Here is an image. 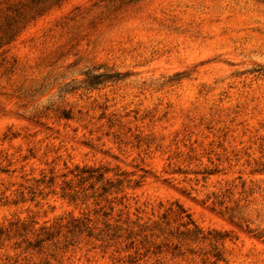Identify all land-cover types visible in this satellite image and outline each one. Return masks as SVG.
Returning a JSON list of instances; mask_svg holds the SVG:
<instances>
[{
	"label": "rangeland",
	"instance_id": "1",
	"mask_svg": "<svg viewBox=\"0 0 264 264\" xmlns=\"http://www.w3.org/2000/svg\"><path fill=\"white\" fill-rule=\"evenodd\" d=\"M0 264H264V0H0Z\"/></svg>",
	"mask_w": 264,
	"mask_h": 264
},
{
	"label": "trees",
	"instance_id": "2",
	"mask_svg": "<svg viewBox=\"0 0 264 264\" xmlns=\"http://www.w3.org/2000/svg\"><path fill=\"white\" fill-rule=\"evenodd\" d=\"M109 77L110 76L103 75V74L93 75L90 78H88V79L85 80V84L87 86H94V85L100 84L101 82L109 79ZM186 216H187V219L188 220L185 222V224H189V223L193 224V229L188 230L187 232L190 235L196 236V233L198 232L199 229L196 228V225L193 223V221L191 220V218L189 217V215L186 214Z\"/></svg>",
	"mask_w": 264,
	"mask_h": 264
}]
</instances>
